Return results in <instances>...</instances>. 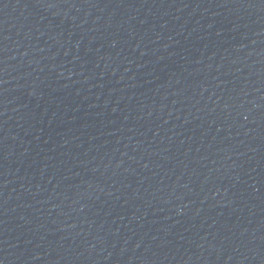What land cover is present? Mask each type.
<instances>
[{
	"label": "water",
	"instance_id": "obj_1",
	"mask_svg": "<svg viewBox=\"0 0 264 264\" xmlns=\"http://www.w3.org/2000/svg\"><path fill=\"white\" fill-rule=\"evenodd\" d=\"M33 264H264V0H103Z\"/></svg>",
	"mask_w": 264,
	"mask_h": 264
}]
</instances>
